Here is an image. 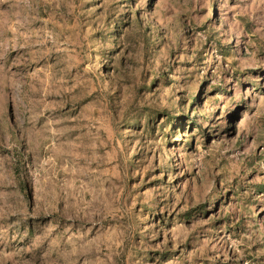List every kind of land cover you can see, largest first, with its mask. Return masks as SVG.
<instances>
[{"label":"rangeland","instance_id":"obj_1","mask_svg":"<svg viewBox=\"0 0 264 264\" xmlns=\"http://www.w3.org/2000/svg\"><path fill=\"white\" fill-rule=\"evenodd\" d=\"M121 1L0 0V264H264V0Z\"/></svg>","mask_w":264,"mask_h":264},{"label":"trees","instance_id":"obj_2","mask_svg":"<svg viewBox=\"0 0 264 264\" xmlns=\"http://www.w3.org/2000/svg\"><path fill=\"white\" fill-rule=\"evenodd\" d=\"M120 4L124 6L123 8H126L125 10H130L129 13H127L125 15H122V16H126V17L132 16L133 21L135 23H137L138 15H137V12L133 10V8H134L133 2L131 0H122L120 2ZM128 14H131V15H128ZM102 17L100 15V19ZM108 18H109L108 15H105V18L101 19V20H103V22L107 21L106 22V30H107L106 37L108 39H111V40H117L119 38V36H120V31H121L120 21L119 20L112 21V19L109 21ZM122 25L125 26L126 24L123 23ZM99 36H100V38L102 37V39H104V37H105L104 33H102ZM112 52L113 51H111L110 53H112ZM194 103H195V101L192 100V102L190 103L191 104L190 108L192 107V104H194ZM165 113L166 112L160 111V110H154L152 112H150L149 110H146V111H143V113H142L143 115H141L140 117L136 118L132 122V124H134V125L139 124L140 123V119L143 118L146 127L148 126V127L153 128V125H154L156 119L160 118V117L161 118L165 117L167 122H174L175 121L176 125H181L182 123L184 124V120L188 119V117H186V116H182V115H180V116L173 115L172 116V115H168V114H165ZM176 125H175V128H176ZM202 207L203 206L201 205L200 207L191 208V209L183 212L180 215L181 219L185 220V221H189L196 212H200L201 211ZM158 220L163 222L164 218L161 217V218H158ZM176 253L177 252L173 251L171 249L170 245L166 243L165 245L161 246L160 249H158V250L147 252L145 254V261L146 262H155L156 261L158 263L159 262H167Z\"/></svg>","mask_w":264,"mask_h":264}]
</instances>
